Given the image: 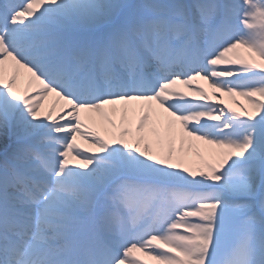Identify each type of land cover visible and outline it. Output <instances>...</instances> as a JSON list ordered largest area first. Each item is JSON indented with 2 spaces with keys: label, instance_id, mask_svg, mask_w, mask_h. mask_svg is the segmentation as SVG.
<instances>
[{
  "label": "snow or ice",
  "instance_id": "1",
  "mask_svg": "<svg viewBox=\"0 0 264 264\" xmlns=\"http://www.w3.org/2000/svg\"><path fill=\"white\" fill-rule=\"evenodd\" d=\"M0 264H264V0H0Z\"/></svg>",
  "mask_w": 264,
  "mask_h": 264
},
{
  "label": "bare ground",
  "instance_id": "2",
  "mask_svg": "<svg viewBox=\"0 0 264 264\" xmlns=\"http://www.w3.org/2000/svg\"><path fill=\"white\" fill-rule=\"evenodd\" d=\"M26 79L27 76H20V90L23 91L25 85H26ZM196 84H203L205 89L209 92L212 91V89L208 88V85L204 81L197 80L194 82ZM184 88V86L182 87ZM187 90V89H185ZM223 100L225 102V105L231 108H235L237 111H241L242 108L241 106L243 105L244 107H249V102L242 96H228V95H223ZM52 98L49 96L43 103L45 106H49L52 102ZM218 102V101H217ZM78 141L84 146L88 147V142L81 140L78 137ZM177 146H179V141L177 140ZM185 151L187 152V158H186V164L191 167H195L198 163H200L202 160H212L215 156L216 153L220 152L221 150L218 149L214 145H207L204 144L202 141H193V145L191 148L188 147V145H185ZM146 258V257H144Z\"/></svg>",
  "mask_w": 264,
  "mask_h": 264
}]
</instances>
